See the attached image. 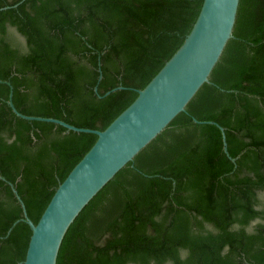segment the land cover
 Here are the masks:
<instances>
[{"label":"trees","instance_id":"1","mask_svg":"<svg viewBox=\"0 0 264 264\" xmlns=\"http://www.w3.org/2000/svg\"><path fill=\"white\" fill-rule=\"evenodd\" d=\"M201 3L0 0V80L22 113L103 129ZM209 79L83 206L56 264H264V0H239ZM9 92L0 81V264H23L31 229L11 183L36 222L97 134L16 115Z\"/></svg>","mask_w":264,"mask_h":264},{"label":"water","instance_id":"2","mask_svg":"<svg viewBox=\"0 0 264 264\" xmlns=\"http://www.w3.org/2000/svg\"><path fill=\"white\" fill-rule=\"evenodd\" d=\"M238 2L202 0L194 22L174 51L103 129L76 126L52 116L22 113L12 102L9 81L0 80L10 86L7 102L16 115L97 134L58 183L36 222L28 217L24 202L11 183L21 205L23 219L31 229L23 264H56L62 238L83 206L122 166L133 160L136 153L177 113L186 110L188 101L204 82H210V72L228 39L233 36ZM121 87H113L105 94ZM94 89L97 90L96 86ZM193 120L201 122L194 116ZM216 124L222 132L223 148L227 151L224 128Z\"/></svg>","mask_w":264,"mask_h":264}]
</instances>
